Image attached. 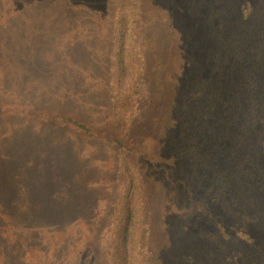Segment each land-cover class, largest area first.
<instances>
[{
    "label": "trees",
    "instance_id": "1",
    "mask_svg": "<svg viewBox=\"0 0 264 264\" xmlns=\"http://www.w3.org/2000/svg\"><path fill=\"white\" fill-rule=\"evenodd\" d=\"M128 1L121 0L115 18L118 29L117 26L112 29L116 30L117 37L112 56V84L119 95L116 115L120 120L121 131L108 129L99 121L94 122L97 119H92L88 114V107L93 104L66 87L56 89L51 86L44 89L45 94L41 95L34 88H0V120L24 118L18 120L17 124L21 122V127L33 125L37 131L52 128L50 135H57L56 139L60 143L97 141L115 147L121 154L126 174L123 204L112 235L102 236L104 243L108 238L111 239L105 256L108 259L114 256L112 264H264V85L263 89L259 88L264 82V70H261L264 67V25L257 15L259 8L255 7L246 21L235 22L228 18L225 10L212 6H188L186 19L176 6H155V3L154 6H145V0L137 6H127ZM194 1L189 0L190 3ZM19 6L34 10L41 25L39 31L45 32L47 29L43 26L49 25V31L52 26L60 35L67 32H63L65 27L59 23L66 25L69 30L73 23H80L84 19L87 22L97 15V11L89 7L95 4L90 2L80 6L74 0H0V8L7 7L6 12L13 17L11 10ZM143 14L148 15L150 23L147 24L144 19L142 26L145 33L150 31L154 43L151 47L143 46L141 56H138L136 47L131 48L127 44V34L134 37ZM3 27L11 33L14 29ZM96 37H103V34L98 33ZM80 44L77 34L64 47V59L68 63L64 68L68 67L66 70L70 71L63 74L54 71L61 64L57 62L61 58L49 62L48 65L52 64L51 69L44 67L55 82H64L60 78L62 75L68 81L81 79V74L86 77H83L84 81L93 79L79 65H82V61L74 60L71 52L80 49L79 54L84 52L92 56L91 61L97 48L86 42H83L84 48ZM145 48L154 52L155 70L162 69L163 72L162 88L165 92L160 117L152 110L146 113L145 109V99L156 97L159 92L145 85L138 93V67L139 61L146 57L142 55ZM192 48L205 53V56H191L186 74L181 79L172 80V69H180V74L185 70L183 58H188L187 53ZM99 51L103 52L100 48ZM32 60L36 73L42 71L36 65L42 62L41 59L37 57V60ZM99 63V60L95 62ZM143 63L147 64V61ZM152 81L156 83L155 79ZM227 83L228 87L225 88ZM232 85L234 88L230 89ZM12 93H16L17 98L12 97ZM45 97L51 98L46 106L41 103ZM80 103L83 107H78L82 110L79 113L71 107L60 106ZM84 112L88 116H84ZM148 117L150 122L147 121ZM136 126L147 129L148 135L157 141V151L160 153L158 159L139 149L137 138L133 136ZM45 138L50 139L49 136ZM81 156L88 168L96 167L94 164L98 159H91L84 151ZM130 157L133 158V164ZM139 162H144L143 169ZM60 165L63 162L55 166L58 174L52 173V179L45 182L47 187L43 192L49 195L48 199L37 201L34 205L35 211L39 208L35 216H53L44 219L47 222L39 220L35 224L17 225L18 220L13 214L3 215L1 211L0 220L9 224L8 232L16 244L33 231L48 229L50 234H63L69 226L86 220L82 216L71 220V216L60 217L58 214L66 200L60 188L64 174L60 171ZM155 168L162 171L166 184L169 182L177 187L182 198L189 199L199 210L211 212L215 216L216 208L219 207L241 229H255L261 238L249 241L226 235L222 230L213 232L205 229L201 235H193V231L181 223L173 232L161 229V235L158 236L157 215L146 196V174ZM144 170L147 172L141 173ZM151 179L160 182L153 175ZM71 181L76 185L70 182L63 184L68 195L78 194L79 189L94 196L103 179H87L85 175L76 174ZM98 207L94 209L98 210ZM101 213L99 210L91 216L90 225L97 224ZM55 236L53 234V238ZM73 239L76 240L75 236ZM156 240L157 244L154 242ZM68 248L63 240L56 246L53 258ZM50 255L51 252H48L47 256ZM1 257L4 263L16 264L7 253L3 252Z\"/></svg>",
    "mask_w": 264,
    "mask_h": 264
},
{
    "label": "rangeland",
    "instance_id": "2",
    "mask_svg": "<svg viewBox=\"0 0 264 264\" xmlns=\"http://www.w3.org/2000/svg\"><path fill=\"white\" fill-rule=\"evenodd\" d=\"M74 1L80 6L88 5L89 2L94 3L95 6L89 7L94 8L97 15L95 19H88L87 22L81 17L84 21L73 23L69 30L66 25L59 23L60 26L65 27L63 32L67 33L64 35L57 33L52 26L51 31H49V25L43 26L44 29H47L45 32L39 31L41 25L33 9L19 6V8L11 10L15 16L13 17L6 12L7 7L5 9L0 8V88L2 90L16 89V87L20 88L21 86L25 90L34 88L39 95L45 94L44 89L51 86L56 89L60 87L73 89L86 102L93 104V106L88 107L90 112L88 114L91 115L92 119H97L94 122L99 121L108 129L121 131L120 120L116 115L119 106V95L113 89L112 84V75L114 74L112 56L117 38L115 37L116 30L112 31V29L116 26L118 29L115 18L121 0ZM196 1L199 0H195L193 3H190L189 0H145L144 3L145 6H154V3L155 6H176L178 12H181L184 18H186L188 6H212L214 9L225 10V14L229 16L228 18L235 22L246 21V18L252 14L253 9L257 7L260 10L257 15H259L264 25V0H204L200 3H196ZM137 2L138 0H129L126 5L137 6L142 0ZM145 9L147 8L145 7ZM144 19L147 24L150 23L148 15L143 14L140 18L141 25L137 26L138 31L134 32V37L127 34V44H130L131 48L132 46L136 47L138 56H141L140 50H143V46L151 47L154 43L150 31L148 30L145 33V28L142 26ZM47 22L50 24L49 21ZM3 26L14 29L11 33ZM59 32L61 31L59 30ZM98 33H102L103 37H96ZM77 34L80 36V45L83 48V42L97 48L96 52L93 53L95 55L93 60L95 62L99 60V64H95L93 60L90 61L92 56L86 55L84 52V55L79 54L80 49H74L71 52L74 60L82 61V65H79L93 79L84 81L83 77L85 75L81 74V79L68 81V78L62 75L60 78L64 82H55L54 77L47 74L44 67L51 69L52 64L48 65L49 62L52 63V59L58 60L61 58L57 61L61 64H58V69L54 71L61 72V74L70 71L66 70L68 67L64 68V66H68L66 59H64V50L66 51L64 47ZM59 35L61 37H57ZM131 37H133V40ZM99 48L103 50L102 53H100ZM153 53L149 48H145L144 53H142L146 57L139 61L138 73L140 76L137 80V86L138 93L142 91L145 85L159 92L156 97L152 96L145 99V109L146 113L152 110L160 117L163 104L162 97L165 90L162 88L164 86L163 72L162 69L155 70ZM65 54L70 56L68 52ZM187 54L188 58H183L186 64L185 70L180 74V69L174 67L170 73L172 80L181 79L182 75L186 74L191 56H205V53L195 51L193 48ZM37 57L38 60L41 59L42 61L36 63L42 68L39 73H36L32 66L34 61L32 59L37 60ZM145 61H147V64L143 63ZM261 70H264V67ZM153 79L156 81L154 84ZM263 85L264 82L260 84L259 88L263 89ZM226 87H228V83L225 85ZM233 88L234 85L230 87V89ZM86 92H88L87 95ZM11 96L17 98L16 93H12ZM50 101L51 98L45 97L41 100V103L46 106V103ZM49 105L53 104L50 103ZM60 106L71 107L77 113L82 111L78 107H83L82 103L73 104V106L70 104ZM84 116H88L87 113L84 112ZM10 118L12 117L0 120V213L3 212V215L13 214L18 220L17 225L35 224L39 220L44 223L47 222L44 219L53 216L47 214H43V217L35 216L39 208L35 211L34 205L37 201L44 202L48 199L49 195L43 192L47 187L45 182L52 179V173L58 174L55 166H59V163L63 162V165H60L62 169L60 171L64 173L62 174V184H60L62 186L60 188H62L66 200L61 209L62 211L60 210L58 214L60 217H63V215L66 217L71 216V220L81 216L86 220L67 226L68 230L63 234L54 232L53 234H56L54 238L48 229H42L40 232L33 231L30 235L27 234L25 239L19 240V244H16L14 237L8 232L9 224L4 220H0V264H8L4 263L1 257L3 252L12 256L16 264H112L114 256H110V259L105 256L111 239L108 238L104 243L102 236L112 235L115 222L118 219V212L121 209V204H123L122 196L126 185V174L122 166L123 157H121V154L115 147L97 141L82 140L78 144V141L72 142V144L60 143L56 139L57 135H50L52 132L49 131H52V128L47 131H40L39 129L37 131L33 125L25 124L21 127L19 125L21 122L17 124L18 120L22 121L24 118L14 121ZM147 121L150 122V117L147 118ZM136 127L134 135H132L137 138L139 149L150 157L158 159L160 153L157 151V141L148 135L149 131L147 129L140 126ZM46 136H49L50 139L45 138ZM83 151L91 159H98L94 164L96 167H87V162H84V157L81 156ZM129 159L133 164V158L130 157ZM139 163H141L140 168L143 169L142 164L144 162ZM89 164L93 165L92 162H89ZM146 172L147 170H144L141 173ZM76 174L85 175L87 179H103L102 185L96 188L97 191L94 196H90L89 193L79 189H77L78 194L72 196L67 194L63 184L70 182L76 185L71 181ZM151 175L160 182H154ZM146 179L148 180L146 182V196L149 197L150 207H153L152 210L157 215L156 223L159 227L158 230H160L156 231L158 236L161 235V229L173 232L177 229V225L181 223L183 226L188 227L190 231H193V235H201L204 233L202 230L205 229L208 231L214 230L213 232L222 230L226 235L242 237L249 241L260 237L255 229H241L234 221L227 218L225 213L217 206L215 216L211 212H203L196 208L189 199L182 198V194L177 187L163 181L164 178L160 169L155 168V170L150 171V174H146ZM96 206H99L98 210L94 209ZM99 210L102 212L101 219L97 224L90 225L91 216L96 215ZM73 236L76 240L73 239ZM63 240L69 248L63 253L57 254L58 257L53 258L52 255L56 246ZM73 240L74 242L77 241L75 247ZM154 242L157 244V240ZM16 251L17 254L14 255ZM48 252H51L50 256H47Z\"/></svg>",
    "mask_w": 264,
    "mask_h": 264
}]
</instances>
